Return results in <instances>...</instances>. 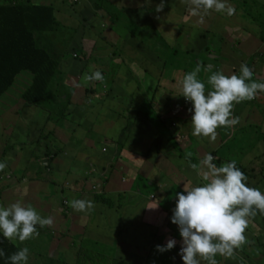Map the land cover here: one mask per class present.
<instances>
[{
	"label": "rangeland",
	"instance_id": "1",
	"mask_svg": "<svg viewBox=\"0 0 264 264\" xmlns=\"http://www.w3.org/2000/svg\"><path fill=\"white\" fill-rule=\"evenodd\" d=\"M9 1L0 0V3ZM76 2L77 6L74 5ZM54 3L58 4L53 6L55 19L60 26L54 33L43 35L53 43L61 57L64 56L65 61L63 64L61 61L60 68L65 75H61L64 78H56L57 82L53 83L52 91L67 92L70 86L80 91L81 86L88 88L89 85L94 89L98 80H85V76L95 70H107L111 72V77L106 81V92L92 99L90 97V101L86 100L93 108L87 109L85 106L72 110L69 105L66 108L69 117L65 119L64 125L67 129L59 130L57 140L69 145L72 142L69 137L77 134L75 137L82 139L83 144L69 146L68 152L62 153L63 149L56 153L61 154L60 158H56L59 156L51 151H56L55 145H52L56 142V137L45 140L54 129L50 111L55 105L52 99V102H48L52 107L47 106L41 110L22 107L19 103L22 93L31 83L32 75H19L13 87L0 98V162L6 164L5 169L0 171V206L6 207L20 200L25 205L34 207L42 217L54 218L52 227L40 228L37 225L40 233L38 237L23 242L18 238L11 240L20 249H29L27 264H45L48 257L66 264H75L77 259H83L84 251L80 244L86 237H90L91 233L99 237L98 242L114 238L115 240L109 243L113 246L114 242H117L113 246L117 248L123 240L119 241L118 228H111V231L107 232L101 231L102 227L99 226L89 229V225L86 227L85 211H75L69 202L82 199L83 195L88 193L92 194V197L97 193L102 194L97 189L101 190L109 178L110 188L115 187L113 170L120 167L117 163L120 164L121 161L127 164L126 157H121V153L131 148L133 150L135 146V163L140 161L138 159L142 154L138 153L142 150L137 151L135 143H139V147L142 142L145 144L142 153L146 157L151 152L161 151L162 154L157 153V156L161 155L166 161L164 165L168 167L164 169L179 173L180 176L176 179L173 177L171 182L180 188L186 186L190 173L186 167L194 163L192 160H197L199 164L204 155L210 153L215 157L213 162L218 167L232 160H235L240 168L244 166L245 172L255 176L257 180L248 179L247 185L264 192V98L260 102L256 96L253 100L235 104L233 116L239 117L240 122L233 127L218 128L215 142L206 137L194 136L191 123L193 113L190 111L192 104L182 96L181 81L186 72H191L190 69L196 65L187 66V61L190 62L193 56L185 60L183 56H172V49L183 54L186 50H194L196 53V49L203 42L201 36H206L210 42L207 46H210L211 55L209 59L200 56L195 60L197 63L202 62L199 65L204 67L201 81L205 83L206 93L212 90L207 80L213 72L239 74L241 64L246 63L245 60L251 54H263L261 50L264 48V42L256 33L259 25L253 17L259 12L264 17V0H227V3L235 8L234 15L211 10L203 17L202 23L199 22V17L190 15L189 5L182 0H165V7L161 12L155 10L160 0H55ZM142 24L145 26L142 29H146L147 24L149 26L143 40L140 41L137 37L143 32L130 39L134 29ZM151 29L155 34H151ZM226 29H230L232 35L228 34ZM134 46L141 49L143 56H137ZM201 48L205 49V45ZM121 56L129 57L132 62L137 60L136 63H130V69L127 67L129 61H122L120 64L122 71L120 78L118 77V85L123 93L115 88L114 83L113 87L111 86V79L115 77L113 69L117 66L116 60L121 59ZM167 56L173 60L172 66L175 62L179 68V72L174 75L165 74L169 72L167 65L171 61H167ZM248 65L253 68L254 80L264 79V74L259 76L263 73V70L260 71L261 65H258L256 70L255 66L250 63ZM137 83L142 91L136 90ZM99 92L96 90V93ZM121 93L125 95L122 98L117 95ZM62 101L66 102L63 99ZM63 108H58V112ZM148 112H155V115L157 113L164 120L163 124L155 125L146 118L142 119ZM170 112H174V117L166 114ZM116 122L118 124L114 125ZM173 123L177 127H173ZM180 137H183V142L178 141ZM189 139L191 145L184 149L182 146L190 144ZM109 141L114 146L107 144ZM251 146L254 148L250 150L249 156L257 159L248 162V156L241 157L239 150L247 151ZM125 155L128 157V153ZM157 159L160 160L158 157ZM50 163L55 171L47 175L45 170L50 171ZM63 165L69 168L70 172H67ZM75 171L77 173H74ZM191 172V181H199V185L204 183L195 170L192 169ZM255 182H258V186ZM139 183L141 180L138 179L137 184ZM151 193L147 192V195ZM112 204L115 210L120 208L117 201ZM255 220L257 224H261L262 236L251 245L263 252L259 264H264V214H257ZM81 226H84L81 231L89 232L87 235L85 232H78ZM123 234L122 238L126 237L127 231ZM173 249L164 253H168L170 257V254L175 252ZM157 253L159 251L150 253L147 264H160ZM143 258L145 256L141 257V260ZM125 264L133 263L128 260ZM134 264L139 262L136 260Z\"/></svg>",
	"mask_w": 264,
	"mask_h": 264
},
{
	"label": "clouds",
	"instance_id": "2",
	"mask_svg": "<svg viewBox=\"0 0 264 264\" xmlns=\"http://www.w3.org/2000/svg\"><path fill=\"white\" fill-rule=\"evenodd\" d=\"M182 2L189 5L190 15L199 17L200 23L211 10L226 12L229 16L235 14V8L227 0ZM164 7L165 0H160L155 10L161 12ZM200 70L201 66L197 65L183 76L182 96L192 104V134L215 142L218 128L233 127L240 122L239 117L233 116L235 104L253 100L258 92H264V82L254 81L252 69L242 63L239 74L213 72L207 80L212 90L206 93L205 83L198 79ZM103 79L99 70L85 76V80L89 81ZM214 159L208 153L199 164L190 163L204 183L184 186V191L176 194L171 222L178 225L182 238L179 255L183 264H201V260L207 261V264H218V254L234 258L236 249L247 243L245 232L252 219L258 212L264 214V192L247 185L248 177L237 167V162L232 160L218 167ZM5 167L6 164L0 162V171ZM69 204L78 212L94 207L91 200L84 199H74ZM53 224L52 216L42 217L34 207L20 200L6 207L0 206V233L8 240L18 238L23 242L38 237L37 225L43 228ZM176 243L175 239H168L166 245H157L156 249L163 253L173 249ZM3 255L5 253L0 250V256ZM28 256L29 249L24 247L8 259L11 264H27Z\"/></svg>",
	"mask_w": 264,
	"mask_h": 264
},
{
	"label": "trees",
	"instance_id": "3",
	"mask_svg": "<svg viewBox=\"0 0 264 264\" xmlns=\"http://www.w3.org/2000/svg\"><path fill=\"white\" fill-rule=\"evenodd\" d=\"M54 1L55 0H10L8 3H0V98L3 95L7 94L8 91L13 87V85L15 84V80L18 78L19 75H21L22 73H30L32 75L31 83L29 84V86H27L26 91L22 93L21 100H19V103L22 104V107L31 108L34 110H41L47 106H49V108L52 107L51 105H49V103L53 101V103L55 104L53 105L55 111H53L54 109H50V111L52 113V118L54 121V129L51 130L50 133L51 136L54 135L56 137V151L51 149L50 147L49 148L56 155V153L62 150V147L60 145L61 142H58L57 137L59 136L60 131L64 130V121L65 119L67 120L69 117L66 108L68 102H71V94L73 93L74 89L70 86L67 92L61 93L59 90L52 91L53 83L57 82L56 78L61 77V75L63 74L65 75V73H63L60 68L61 61L62 64L65 61L64 56L61 57L59 51L56 49L53 43H50V41L47 40L43 35V33H54L57 27L60 26L56 21L54 15L53 5L58 6V4L54 3ZM77 3L78 2H76V4L74 5L77 6ZM118 18L119 17H116V19ZM253 19L259 25L258 32H255L259 35L261 41L264 42V17L262 13H257V16L255 15ZM143 27H145L144 24L135 28L134 34L131 33L130 35V39H134V36H136L139 32H143L141 36H137L139 40L142 41L143 36L146 34V32L149 31L148 24L146 25V29H142ZM226 30L228 34H231L230 29ZM152 33H154V31L151 29V34ZM156 35H158V33H156ZM230 38L232 39V36ZM200 39L203 42L201 43V46L196 49V53H194V50H186L184 52L185 54H183L182 52H176L177 50L172 49V56L179 58L183 56L184 60L187 57L193 56L190 62L186 60L188 62L187 66L192 67L193 65H196L194 67L196 68L197 65L202 63L195 62V60H198L197 58L201 56L209 59V56L211 55L210 46H207L208 43H210L208 41V38L206 36H201ZM205 40H207V43H205ZM220 42H222V40ZM203 45H205V49L201 48ZM134 52L139 57L143 56L139 47H135ZM167 57V61H171L169 65H167L170 68L167 69L169 72H165V74L169 76L172 74L174 75L176 74V72H179V68H177V64H175V62L172 66L173 60L170 59L169 56ZM120 58L121 59L116 60L117 66L113 69L115 77H118L120 75V71H122V68L120 66L122 61H129L131 63L129 57L121 56ZM136 62L137 60H133L132 63ZM207 65L208 64H205V66ZM127 67L128 69H130L129 66ZM202 68L204 67L201 66V70L198 73V79L200 80L203 79ZM193 69H190V71H193ZM101 73L104 79L103 81H98L97 83H95L94 89L90 87L91 85H89L88 88L83 87L86 100L88 99V101H90L92 98H94V95L97 94L96 90H99V93H103L108 90V88H105V85L107 79H109V74H111V72L109 73L107 72V70H101ZM87 75H91V73L88 72ZM115 77L114 79H111L113 80L111 81L112 84L117 81ZM66 85H64L65 88L67 87ZM136 87L137 91H142L141 86L138 83ZM119 91L122 92V89H119ZM117 95L119 96L120 94ZM63 97H66L67 99V101L65 102L66 104H64V102L62 101ZM90 97L91 99L89 100ZM111 98H113V96ZM50 99H52V101ZM61 106H63L64 108L62 109V111L58 112L57 109L61 108ZM14 113H16V111ZM166 114H169V116L173 115L171 113ZM48 115L50 117L49 112ZM17 116L18 115H16L15 119H17ZM172 117H174V115ZM145 118L150 120L151 123L155 125L163 124L164 122V120H162L157 113L155 115V112H148L147 114L145 113L142 119ZM120 140L121 137H118V141ZM104 142L106 143L107 141ZM107 144H111V146H114L113 143L110 141ZM52 145L54 146V143H52ZM5 151H7V148L5 149ZM112 167L113 166H111V168ZM237 167L240 168L238 165ZM240 169L245 173L248 179H251L252 181H257L255 180V176L247 174L243 167ZM96 178L97 177H93V179ZM109 184L110 178L107 182H104V185L102 186L101 190L97 189V191L102 192V194L97 193L94 196V210L90 216L91 220L89 222V229L90 227H94L92 225L95 221V218H97L98 214L104 218H111L112 216L111 210L113 204L110 202L111 198H109V191L106 192V190H108L106 186H109ZM104 186L106 189L104 188ZM132 202L128 204L135 207L138 205L139 207V202ZM125 204H127V202ZM121 208L123 209V207ZM257 214L262 215L259 212ZM92 236L93 235H91L90 237H86V240L82 241V244H80L81 249L84 251V256L82 259L83 261H79L77 259L75 264H121V262L117 259L119 258L120 260H122L120 256H118L120 252L116 251L111 246V244L109 243L111 241H109V239H107V241L98 242L97 237L94 238ZM0 250H3V252L5 253V255L0 256V264H11L8 258L12 254L18 252L20 248L14 243H12L11 240L4 238L2 233H0ZM110 252L113 253V255H111ZM45 264L66 263H63V261H58L57 259H50L48 257L47 263Z\"/></svg>",
	"mask_w": 264,
	"mask_h": 264
},
{
	"label": "crops",
	"instance_id": "4",
	"mask_svg": "<svg viewBox=\"0 0 264 264\" xmlns=\"http://www.w3.org/2000/svg\"><path fill=\"white\" fill-rule=\"evenodd\" d=\"M244 43H242V45ZM261 51L263 54H251L248 57V59L245 60L246 64L250 63V65L255 66L254 70L258 69V65L262 66L260 71L263 70V73L259 76H262L264 74V63H261V61H264L263 59L264 48H262ZM128 65L129 67L131 66L130 62ZM222 72L224 73V71ZM118 77L116 78L117 81L114 84H115V88L119 90L120 86L118 85L119 83ZM252 79L254 80V78ZM254 81L264 82V79L263 80L257 79ZM111 86L113 87V84ZM99 94H102V92L97 93L96 95H94V97H96ZM119 96L122 98L125 95L121 93ZM257 96L260 102L263 101L264 92H258ZM63 99L67 101L66 97H64ZM70 101L71 102H68V105L72 107V110H74V108H80V107H85V106L87 109L93 108L92 106H90L89 102L86 101L84 88L82 86H81L80 91L79 89L73 90ZM64 104L66 103L64 102ZM178 111H176L175 113L177 114ZM170 113L174 115V112H170ZM184 115H187V114H184ZM247 117L248 115H246V118ZM173 122H175V120H173ZM116 124H118V122L114 123V125ZM172 126L177 127V126H174V123L172 124ZM66 129L67 128L65 127L64 130L62 131H66ZM76 135L77 134H74V136L72 137H69L68 135V137L70 138V141L72 139V142L69 145H64L63 143L60 144L62 147V150L64 149L62 153L68 152V150H70L68 149L69 146L75 147L77 146L76 144L82 143L81 141L82 139L76 138L75 137ZM51 137H52L51 133L49 132L48 136L45 137V140L49 141ZM53 139L55 140V137ZM178 141L183 142V137H180ZM189 142L190 144L188 145L183 144L182 147L184 149L188 148L191 145L190 139H189ZM19 143L23 144L22 142H19ZM54 145H55V142H54ZM85 145L86 144H84L83 146L85 147ZM135 145L136 147H138L137 151L142 150L143 152V149L145 147V144L143 142L140 147L137 146L139 145V143H135ZM253 148L254 146H251V148L248 149L247 151L246 150L242 151L240 149L239 150V152H241L240 156L241 157L248 156L247 157L248 162L252 160L255 161L257 158H251L249 156V152L250 150L252 151ZM142 152L138 153V154H142L140 155V159L137 158L138 160H140L138 163H135V159H134L136 158L135 153H137L135 151V146L133 147V150L131 148V150L125 151L123 154L121 153V157L122 156L123 158L126 157L125 159L127 160L126 161L127 164L123 163V161H121L120 164L117 163L118 165H120V167H117L113 170L115 173V176L113 179L115 187L110 188V186H107L109 190V196H111V202L113 203V201L114 202L117 201L120 208L115 210V208L112 206L111 218H107V217L104 218L98 214L92 226L97 227V228L98 226L102 227L101 231L103 232L111 231V228H116V230L117 228L119 229V234H120L119 241L122 239L123 240L119 242V245H118L119 247L118 246H116L117 248L113 247L117 242H114L115 244L112 247L116 251L120 252L118 256H120L123 262L119 258L117 259L121 262V264H125V261L127 262L128 260H131L133 264L136 260L139 262V264H147V260L150 257V253L154 251L157 252L156 246L166 245L168 239H175L177 241L173 249L175 252H172L170 254V257L168 253L159 252L157 253L159 254L157 256L158 257L157 260L160 261V264H183V260L181 256L179 255V250L182 245V238L179 234L178 225L173 224L171 222L173 210L176 206V199H177L176 194L184 191V188H180L176 186L171 181L173 180V177L174 179H176L180 175L178 172H170L169 170L164 169L165 167H168L167 165H164L166 161L162 159L161 155L158 154L157 156V153L162 154L161 151L151 152L150 153L151 155L149 154L147 157ZM125 153H128V157L125 155ZM57 156L59 157H56V158H60L61 154ZM63 157H65V155H63ZM157 157L160 158V160H158ZM57 160H55V162ZM192 161L198 164L197 160L196 161L192 160ZM155 162L158 163L159 165L155 164ZM63 168L67 169L66 170L67 172H70V169L66 168L65 165H63ZM48 169L50 171L45 170L47 175H51L55 171V168L53 167V165L50 166ZM186 169L190 172L188 174L186 186L188 187L198 186L199 181L193 182L190 179L192 168L188 166L186 167ZM74 173H77V172L75 171ZM138 179L141 180V183H139L140 185L137 184ZM146 187L147 189H145ZM108 190H106V192ZM147 192H152V193L147 195ZM89 194L90 193L83 195L82 199L91 200L94 204V197H92V194L90 195ZM132 201L139 202L140 204L139 207H135V206L128 204ZM126 202L128 205L125 204ZM121 207H123V209ZM93 210H94V207L88 211H85L84 216L87 217L86 227H88L89 225V222L91 220L90 216ZM90 228H93V227H90ZM259 228L262 229L261 224H257L255 217H254L245 232V235L247 237V243H245L241 248L236 249L234 258H225L218 254L216 256L218 264H259L262 258L263 252L260 250H257L255 247L251 245L254 242L256 243L258 240V237L261 236V229ZM82 229H84V226H81L78 232L79 233L85 232L86 235L89 233V232H86V230L81 231ZM124 231H127V236L122 238V236L125 234V233L123 234ZM85 233H84V236H85ZM91 235H93L92 237L95 236L94 238L97 237L93 233H91ZM112 240H115V239L109 238V241H112ZM143 256H145V258L141 260V257ZM197 259H200V258L197 257ZM201 264H207V261L201 260Z\"/></svg>",
	"mask_w": 264,
	"mask_h": 264
},
{
	"label": "built area",
	"instance_id": "5",
	"mask_svg": "<svg viewBox=\"0 0 264 264\" xmlns=\"http://www.w3.org/2000/svg\"><path fill=\"white\" fill-rule=\"evenodd\" d=\"M179 252H180V250H179Z\"/></svg>",
	"mask_w": 264,
	"mask_h": 264
}]
</instances>
